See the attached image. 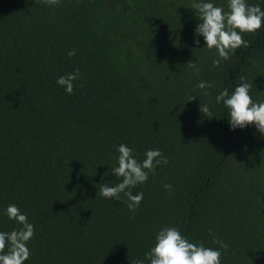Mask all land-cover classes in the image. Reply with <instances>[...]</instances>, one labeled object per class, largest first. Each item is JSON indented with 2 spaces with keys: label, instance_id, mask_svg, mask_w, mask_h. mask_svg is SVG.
Returning <instances> with one entry per match:
<instances>
[{
  "label": "trees",
  "instance_id": "trees-1",
  "mask_svg": "<svg viewBox=\"0 0 264 264\" xmlns=\"http://www.w3.org/2000/svg\"><path fill=\"white\" fill-rule=\"evenodd\" d=\"M190 5L0 0V230L18 227L4 214L9 203L27 213L35 236L25 264H131L164 226L213 248L222 240V264H264V135L230 130L215 102L241 77L264 100V28L214 66L215 48L195 43ZM76 68L68 95L56 79ZM201 80L213 85L208 95ZM120 143L139 160L148 148L168 158L132 189L144 194L135 211L123 193L98 191L119 182Z\"/></svg>",
  "mask_w": 264,
  "mask_h": 264
},
{
  "label": "clouds",
  "instance_id": "clouds-1",
  "mask_svg": "<svg viewBox=\"0 0 264 264\" xmlns=\"http://www.w3.org/2000/svg\"><path fill=\"white\" fill-rule=\"evenodd\" d=\"M227 10L216 3V0H191L187 6L195 10L197 23L194 29L195 43L200 44L199 37H203L204 46L208 49L215 48L219 58H213L212 64L218 66L221 60L229 59L235 50L247 46L243 38L244 33H254L264 28V0L251 3L250 0H226ZM58 3V0H50ZM203 46V47H204ZM75 49L69 50L68 55L74 56ZM189 67L197 69L193 61H188ZM198 70V69H197ZM80 76L78 68L60 75L56 84L63 88L68 95L73 94L76 81ZM213 85L211 82L201 80L196 88L204 90ZM252 85L241 77L231 92L224 88L215 95L216 104H223L228 109L227 122L230 130L243 129L254 125L261 135H264V100H257L251 95ZM198 96L192 95L191 100ZM200 111L211 118V109L207 103H200ZM134 149L125 143L116 146L117 164L111 168L119 182L109 185L101 184L99 195L106 199L119 200L121 193L127 198V207L135 211L141 204L144 194L132 189L145 183L149 172H155L156 167L166 165L168 158L159 148H148L144 151V158L137 159ZM164 188L171 189L170 184ZM4 214L18 227L10 231L0 230V264H25L31 256L28 244L35 236V225L30 222L27 213L15 203H9L4 208ZM155 243L145 252V259L131 260V264H222V251L228 245L222 240L214 238L218 248L205 246L203 243L192 242L176 226L161 227L155 234Z\"/></svg>",
  "mask_w": 264,
  "mask_h": 264
}]
</instances>
